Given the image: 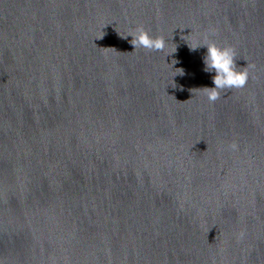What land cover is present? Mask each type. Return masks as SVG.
<instances>
[{
	"label": "water",
	"instance_id": "water-1",
	"mask_svg": "<svg viewBox=\"0 0 264 264\" xmlns=\"http://www.w3.org/2000/svg\"><path fill=\"white\" fill-rule=\"evenodd\" d=\"M0 264H264V0H0Z\"/></svg>",
	"mask_w": 264,
	"mask_h": 264
},
{
	"label": "clouds",
	"instance_id": "clouds-1",
	"mask_svg": "<svg viewBox=\"0 0 264 264\" xmlns=\"http://www.w3.org/2000/svg\"><path fill=\"white\" fill-rule=\"evenodd\" d=\"M129 36L132 38L130 42L134 49L145 48L162 51L167 46L163 36H153L142 26L128 33L124 38ZM188 46L192 52L197 51L202 46L206 47V52L202 56L203 70L211 74L213 86H205L203 88L209 100H216L223 89L242 88L246 85L249 78V68L253 67V65L238 68L234 47L230 45L220 46L215 41H210L207 37L204 38L203 42L196 40L191 44L188 43ZM175 61L172 67L178 71H175L173 77L186 75V70L183 67H174V65L179 63V61ZM232 147L235 148L236 145L233 144Z\"/></svg>",
	"mask_w": 264,
	"mask_h": 264
}]
</instances>
